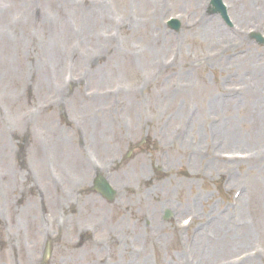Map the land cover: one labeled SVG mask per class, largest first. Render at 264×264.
<instances>
[{
	"label": "rangeland",
	"instance_id": "rangeland-1",
	"mask_svg": "<svg viewBox=\"0 0 264 264\" xmlns=\"http://www.w3.org/2000/svg\"><path fill=\"white\" fill-rule=\"evenodd\" d=\"M130 1L131 0H109L108 6H105L106 8L102 14L99 10H95L93 13L97 17V20H101L104 16L109 15L108 20H120L124 23V35L122 36V41L125 43V48L123 49V52L125 54L131 53V55H133L134 63L133 61L132 63L135 66V71H131L129 67L126 66L127 63L123 62L118 67L120 74H117V72L114 73L113 66L117 60L114 59L115 55H119V57H122L123 55V53L120 54L115 50H112L111 53L106 55L101 65L97 67L101 68V70L114 73V75L111 76L105 84L104 89L110 88L109 86H111L113 82H122L133 86V99L135 100L132 103V106H130L129 103H121L117 107L111 108L108 106L107 101L104 102L106 105H102L96 97L93 96L88 98V94V96L86 95L84 98L77 92L75 94L76 97L68 95L67 98H63L60 96L62 100H64L62 102L57 99L53 100L51 95L54 90L58 93L60 91V84L62 85L64 63L62 61H57V68L55 70L56 76L52 81L51 91L49 94L47 90H41L38 80V73H41V63L46 60L42 40H39L37 43L35 41L28 42L26 40V49L24 50H16L17 46L13 40L7 44H3L2 42L0 43V158L6 159L10 155L13 157L15 156L16 147L18 145L14 142L16 136H23L20 130V122H22L21 116L27 115V109L33 107L34 105L43 104L44 101H54L56 105V108L53 109L54 111H56L57 107L61 104L64 105L63 109L65 105L69 107L70 104V111H66V114L69 115L68 118L64 112H59L60 114L57 112L43 116L42 121H39L40 127L43 129V134L40 138H35L32 133L26 135L25 142H23L24 137L19 138L20 142L18 144L21 145V150L25 148V145H31L33 148L35 146L36 139L41 145V142L45 140L43 137L45 134L44 125L47 124L51 127V120L53 122L56 121L58 114L59 118L57 121L60 128L66 130L70 127V125L72 126L69 119L78 118L80 120L81 117H89V115H92L91 126H89L88 129L85 126V129H87L86 131L89 132V129H93L94 127L100 130L99 133L103 136V139H101V147L110 150L116 160H119L122 163V170L120 172L122 178L119 181L130 184L136 191H138L139 194L138 196H133L136 191L133 194H126L124 198L125 201L133 204L134 208L124 212L122 215L118 214V203L113 207L105 208L104 215L108 217L106 218L107 223L111 225H115L116 223L117 226L112 228L111 225H107L105 229L97 228V233H93L85 239L74 235V223L68 219L72 214L71 206L73 205L72 203L74 200L72 202L66 201V203H63V213L60 217L55 214L57 211L54 210L56 206H49L48 211L51 213H45V217L43 218L52 224L54 228V236L56 235L58 239L53 249V260H55V264L56 262H59L60 259L62 260L64 258H75L76 260L79 258L80 262L88 264L89 262H95V264H99V262L101 264H176L173 261L179 259V256L184 253L182 243L185 237L182 236L179 240L176 238L178 232L180 231L178 230L180 218L177 217V219L172 222L174 224L173 230L170 226L166 225L167 223L162 222V209L167 208L169 210H175L174 207H166L167 205L163 203L164 199L167 197L173 198L175 199L173 202L176 201V199L179 200L183 204L184 208H186V211L189 210V206L194 204L197 213L200 216L207 217V220L208 215L213 217V214H217L218 211L223 212L227 208L226 206L230 205L229 201L231 196H228L229 191L226 192L220 188V184L218 182L220 181L219 177L216 176V174H212L210 171L204 169L207 161L206 157L201 164L200 162L197 164L195 163L196 158L194 156V148L196 145L205 144L206 149L210 152L208 145L210 142V145L212 146L211 153L213 154L215 152V144L218 139L222 138V135L216 131L219 128L223 129L225 134L228 133V130L232 129L229 133L232 136H228V141L231 142V145H233L232 143L235 140L234 136H248L245 135V133L247 134V132H249L250 128L247 122H245L247 120L246 113L250 104L254 103L259 92L257 94L253 92L254 95H250L247 99L243 98L241 101H238L236 105L243 102L241 109H235L234 111L221 110L217 107H213L211 109V113L216 110L221 111L220 119L221 117H226L228 120L233 117L234 122H238H233L232 125H213L212 122H207V120L203 118V122L198 120V127L190 123L191 134L193 135L194 132H196V134L193 135L194 137L188 140L184 145L180 142L165 140L166 129L163 136L159 135V132L163 131L165 128L164 125H167L171 132H174V125L185 121L186 119L183 118L184 114L192 107L196 108L197 112L201 111L202 113L205 109L209 110V107L206 106L204 102L205 97L207 94L214 92H218V95L221 97L223 81H226L234 74V66L231 61H228L227 63H222V68L225 73L221 70V68L213 69L212 66H202L201 72L200 66L196 65L199 61L202 62L205 60L206 56L204 52L210 51L208 43L204 41L203 44L197 46L196 41L188 39L187 37L181 42H183V46L185 44L186 46H189V48L191 47V49L189 50L183 48V50L179 53L173 52V54L177 57L175 61L177 66L173 70L163 73V76L156 84H154L155 82L151 79L150 83L154 84V86L149 88L145 95L138 96L137 93L142 92L145 87L144 85H146V82H143L138 86V79L141 74L146 73L145 69L148 67L141 65V61L144 56H147L149 51H152L160 55L159 59L165 60L169 57L167 56L169 49L167 48L166 51L163 52V49L159 50L156 44L147 47V45H150L151 43L153 44L151 40L158 41L156 35L151 33L152 31L148 32L143 26H135L133 25V22H127L124 18L120 17L125 15L127 9L129 12L136 13L137 17L142 21L153 20L149 17L148 12L151 7L150 4L146 5L143 0H133L136 4V7L133 8L131 3H128ZM146 1L147 0H145V2ZM178 1L180 3L177 4V9L175 11L167 10V13L177 11L183 12L184 9L182 8L185 5L184 1L187 0ZM190 1L191 3L188 5L189 7L193 5L192 0ZM51 2L56 3L57 0H51ZM21 6H23V4L15 0L10 1L9 5L5 2H0V18L2 19V21L1 19L0 21L4 23L10 20V26L15 27V23L12 19L16 17V12L21 9L19 8ZM43 11L46 12L44 8ZM2 13L4 15H2ZM66 16L68 17L70 24L73 25L74 31L78 33V28L84 19V13L74 12V15L67 14ZM161 19V17L155 19L158 22V25ZM249 19L250 18H247L245 21L242 20L239 22L240 25L245 27V23ZM111 26L112 24L106 23L103 26L92 27L95 28V30H92L91 28V31L100 30V36H102L103 34L108 33ZM84 32V39L83 35L79 39L82 43L81 47H86L87 49L96 45V43L90 44L92 33L89 31L88 26L85 27ZM72 40V38H65L62 46L60 47L59 57H65L68 45ZM137 46L138 52L135 48ZM258 50L262 51L263 49ZM240 51L245 52V55L238 58L237 53ZM12 52L14 54L13 57L11 56ZM209 54L211 56V52ZM247 55L248 51L244 49H232L227 53L228 58L235 56L237 59H242ZM31 60L35 63L32 68L29 67ZM252 65L253 63H250L249 67L251 68ZM81 67L85 66L78 65L76 58L77 70ZM27 72L32 77V79L29 80L30 82L27 81ZM46 73L49 77H51L53 75L52 67L47 68ZM176 81H182L190 84L192 83L195 95L191 98V100H189L186 96H183L184 98L179 100L176 104L170 100V98L161 97V95L166 91H175V89H171L170 83H176ZM4 83H11L15 85L13 89L16 92V96L11 105L5 103L7 93L4 92ZM202 85H204V87L200 89ZM93 89L100 90L99 86L93 87ZM130 93L133 94L132 92ZM253 93L248 92L246 95ZM89 99L95 100V102H91ZM258 103L255 104V107ZM175 104L177 106L179 105L177 109H175ZM203 106L204 108L201 110V107ZM37 110L40 109L37 108L35 111ZM166 112L171 113L163 118L162 115ZM5 121L7 125L4 124ZM149 122H152L156 126H151ZM182 124L189 130L188 124H185L184 122ZM3 130H5L6 133H3ZM59 132L62 131L59 130ZM234 132L237 135H234ZM65 136L68 137L67 133ZM244 139L245 138L242 137V140ZM258 140H260L258 143L264 145V143H262L264 142V132L262 134V138H259ZM48 141L49 140H45V144L41 146L47 148ZM86 141L87 143H90L89 135L86 137ZM66 145L69 152L77 158V152L78 150H81L80 145L77 142H67ZM30 150L28 152H30ZM45 150L48 152L47 149ZM33 151L36 153L35 150ZM28 158L27 164L30 167L32 166L31 163L34 162L37 167L40 169L43 168L42 163L44 162V153L35 155L29 154ZM59 161L61 162L62 160ZM159 164H163L164 166L166 164H172L177 173L175 172L173 177L167 181H162V179L155 180L154 187L166 185V191L156 192L151 195L147 189L153 184L152 182H147V179L152 176V172L158 174L156 165ZM201 167L203 168L199 170ZM40 169L35 168L33 170L37 173V176L42 178L45 182V174L42 170L40 173ZM48 169L49 167L47 168V171ZM245 170H247L245 165L233 169V173L238 176L239 181L242 184L236 183L233 185L234 188L232 192L235 188L240 189L241 195L238 201L237 211L243 209L242 214L239 216V222H241V224L238 226L234 225L233 229L236 232H241L243 235L242 237L245 238L247 236V229L243 230L244 228L253 226L256 228L257 232H260L258 226L261 227L262 232H260V235L256 232L250 231L251 235H253L251 236L253 239L244 249L251 247L250 250H259V255L256 257L255 264H264V258L259 260L264 253V223L261 218L264 216V210H261L258 206V204L264 203V177L257 178L252 171H250L248 173L249 176H247L245 175ZM189 171L195 173L198 171L199 175H203L202 177L204 180H199V177L189 175ZM12 172H16V170L13 169ZM6 175L7 173H5L4 168L0 166V203H4L6 205V210L1 211L0 209V234H3L4 236L9 234L11 236L12 234L15 236L16 241H14L15 244L11 247V249L14 250V248H17L18 255L22 257V248L17 246L18 239H21L23 243H26V245L29 246L33 243V241L28 240L27 238L30 236L29 232H32L34 233L33 237L36 241L37 237L35 236L42 231L41 227L44 224V222L39 220L43 209L40 207L41 204L39 202L35 186L30 187L25 185L26 180L31 181L30 176L25 175L26 180L24 179L20 192H17L16 189L11 192L8 190V185L6 183L8 176ZM72 177L73 176L71 175L67 176V180L71 181ZM183 181L188 183L183 184ZM142 187L144 188V191ZM197 201H199V203ZM214 205H217L219 209L221 208V210L214 209ZM177 206L179 209L180 204ZM138 208L141 209L140 211H142V213L145 211L147 212V210L153 212V221L155 222L154 229H156V231H154L151 228L149 233L146 230L145 232L147 233L145 235L143 233L140 234L139 241H136V251L148 248L147 254L144 257H137L135 250H126L121 244L122 237L125 239V243L127 240L129 241L132 238H135L134 225L131 221L139 215L137 211ZM30 209H33L34 211L31 212ZM20 211L24 214L26 213L24 220L30 222L31 227L21 228L17 226V229L12 230L9 224H14V216H16V212ZM185 215H183V217ZM54 218L58 219V223L53 221ZM61 219L64 220L61 222ZM119 219L124 220V224L121 226L117 223ZM214 234L217 236L216 233ZM7 239L9 240V237ZM238 245L239 241L234 245L229 244L226 254H224L226 263H230L232 259L234 260V258H237V256L241 254L240 251L244 250H232L233 247ZM2 248L3 246L1 245L0 264H14L8 261L7 255L3 253ZM221 262V260L217 259L216 264H220ZM24 264H26L25 261Z\"/></svg>",
	"mask_w": 264,
	"mask_h": 264
},
{
	"label": "bare ground",
	"instance_id": "bare-ground-1",
	"mask_svg": "<svg viewBox=\"0 0 264 264\" xmlns=\"http://www.w3.org/2000/svg\"><path fill=\"white\" fill-rule=\"evenodd\" d=\"M70 3L72 5L75 4V0H69ZM232 1L234 7H232L233 11H234V16L238 19H240V17H242V15H248L247 17H251L252 18V23L254 25H256V28H258V30L262 29L264 27V18L263 16V10L264 7L263 6V0H230ZM185 2V6L188 7L189 3H191L190 0L184 1ZM183 2V3H184ZM194 6H197L202 3L200 0H192ZM75 6V5H74ZM197 6V7H199ZM240 6V7H239ZM76 7V6H75ZM208 34L209 37H211L212 40L211 41V46L214 45L216 39H218L219 41L221 40V38H215L214 34L212 33V31L210 29H212L213 23L209 22L208 23ZM200 33H202L204 31V28H201ZM248 45V44H247ZM154 56H156V54H153ZM158 57V54H157ZM160 60V59H159ZM153 61V60H152ZM131 64V61L129 62ZM246 72L240 73L243 75H246L250 78H252L254 80V84L258 85V96H256V99L254 101V103H251L250 106L248 107V111L246 113V121L247 124L250 126L249 128V132H247V134L245 133V135L248 136H243L245 139L242 140V137H235V140L233 141V146L235 147H244V148H248L251 152V154L253 155V157H255V161L254 163H251L250 165H246L247 170L246 174L247 176L248 173L250 171L254 172V174H256V177L258 178H262L264 177V150L261 146L260 140H258L259 138H262V134L264 132V60L263 61H258V62H254L252 67L250 68L248 64H246ZM237 82V81H234ZM238 82L242 85V87L244 88V86H248L246 81H243L242 79L238 80ZM230 86V83L229 85ZM257 92V93H258ZM256 93V94H257ZM209 100V107H213L215 106L218 102L216 99L213 98V96L211 94L208 95V99ZM231 96H227L226 97V104L224 106L223 110H227L232 104L235 103L236 100H231ZM259 102V103H258ZM222 104V101L220 102ZM258 103L255 107V104ZM254 107H255V111H254ZM254 111V112H252ZM212 114L210 113V116ZM200 118H203V115L201 114ZM238 121H235V123ZM193 125L198 127V120L196 119V117H194L193 120ZM232 129H230L228 131V133H224L222 135V138L218 139L217 143L215 144V154L217 155L218 158H221V155L224 151H227L229 149H231V142L228 141V136H232L231 134H229L231 132ZM217 131L222 132L223 129L219 128L217 129ZM251 136V137H249ZM235 149V148H234ZM53 153L58 154L59 151H53ZM218 164L221 163H216L215 159L212 160V162H209L207 164V166H209L211 169H215V170H220V166ZM235 164L236 166H238L237 164L240 163H232V162H224L223 165L225 167L226 170V175H228L230 177V179H236V176L233 174V172L231 171V167L235 166L232 165ZM259 208L261 210H264V203H260L258 204ZM217 208V206H216ZM219 210V207H218ZM243 212V210H241V213ZM264 212V211H263ZM260 213V210H259ZM231 215H236L235 212ZM230 215V211L229 210H225L223 211L221 214L216 215V217H214L215 219L212 222V226L214 227V229L212 228H205L204 225H202L200 228H198V232L195 236V238L193 239V247H192V254L194 255V259L192 260L193 263L192 264H197V257L200 256V254L203 255V257H206V262L207 263H211V261L213 259H219L221 261H225L224 259V254H226L227 248L230 245H234L239 241V245L236 247H233L232 250L234 251H238L241 249H244L247 244L253 239V235H251L250 231L256 232L258 235H260L262 232L261 227L258 226V229L260 232H257L256 228H254L253 226H250L249 228L246 227L243 230L247 229V236L244 238L242 237L243 235L241 234V232H236L233 229V223L231 218H229ZM263 215V214H262ZM239 216V214H238ZM262 218V222L264 223V216L261 217ZM235 224V222H234ZM250 229V230H249ZM213 230L220 232L223 235H220L219 238H217L218 240L217 243L214 244V247H211L210 249L207 248L205 249V238H206V233H210ZM242 230V231H243ZM234 243V244H233ZM231 248V246H230ZM203 250H205L203 252ZM219 257V258H218ZM264 258V253L262 254V256L260 257L259 260H262ZM211 261H210V260ZM203 260V259H202ZM185 264H189V263H185ZM248 264H255V261H251Z\"/></svg>",
	"mask_w": 264,
	"mask_h": 264
}]
</instances>
